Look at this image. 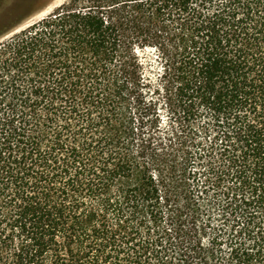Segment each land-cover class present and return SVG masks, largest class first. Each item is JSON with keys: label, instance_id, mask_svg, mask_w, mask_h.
Segmentation results:
<instances>
[{"label": "trees", "instance_id": "trees-1", "mask_svg": "<svg viewBox=\"0 0 264 264\" xmlns=\"http://www.w3.org/2000/svg\"><path fill=\"white\" fill-rule=\"evenodd\" d=\"M28 20L0 22V264H264V0Z\"/></svg>", "mask_w": 264, "mask_h": 264}, {"label": "rangeland", "instance_id": "rangeland-1", "mask_svg": "<svg viewBox=\"0 0 264 264\" xmlns=\"http://www.w3.org/2000/svg\"><path fill=\"white\" fill-rule=\"evenodd\" d=\"M57 1L59 0H0V22L6 21L7 19L8 21L29 19L25 24L18 27V29L24 28L51 14L57 7L67 0L59 1L61 4ZM137 51L144 63L145 70H147L146 75H149L152 79L156 80L161 68L157 61L159 52L155 47L150 45L144 48L137 47ZM151 97L152 96L149 95L147 100H150ZM158 113L161 120V129L165 132L168 129V116L161 103L158 107Z\"/></svg>", "mask_w": 264, "mask_h": 264}, {"label": "bare ground", "instance_id": "bare-ground-1", "mask_svg": "<svg viewBox=\"0 0 264 264\" xmlns=\"http://www.w3.org/2000/svg\"><path fill=\"white\" fill-rule=\"evenodd\" d=\"M59 1H61V0H59ZM59 1H57V2H59ZM60 3V2H59ZM61 4V3H60ZM57 6V5H56ZM52 7V6H51ZM55 7V6H54Z\"/></svg>", "mask_w": 264, "mask_h": 264}]
</instances>
